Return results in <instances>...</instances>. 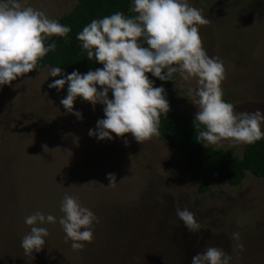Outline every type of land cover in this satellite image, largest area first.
Returning a JSON list of instances; mask_svg holds the SVG:
<instances>
[{
    "label": "rangeland",
    "instance_id": "374dc122",
    "mask_svg": "<svg viewBox=\"0 0 264 264\" xmlns=\"http://www.w3.org/2000/svg\"><path fill=\"white\" fill-rule=\"evenodd\" d=\"M58 22L77 0H23ZM209 24L199 34L209 57L224 65V100L237 112H264V0H188ZM51 67L0 85V264H192L206 247L228 253L230 264H264V178L248 173L239 187L213 184L198 191L186 156L163 138L139 144L131 134L112 140L89 136L104 118L103 106L82 98L68 113L67 90L50 91ZM180 109L195 118L188 85L174 75ZM193 88L195 81L191 82ZM264 129V125H262ZM127 141V145L125 144ZM213 146V145H211ZM242 157L245 144L227 141ZM117 184L109 187L108 174ZM93 182V183H92ZM78 197L98 218L94 238L74 251L59 225L65 193ZM194 213L200 231L190 233L176 209ZM41 212L57 218L40 252L26 255L25 217ZM240 234V240L232 238ZM243 248L237 247V244Z\"/></svg>",
    "mask_w": 264,
    "mask_h": 264
},
{
    "label": "clouds",
    "instance_id": "9594fccd",
    "mask_svg": "<svg viewBox=\"0 0 264 264\" xmlns=\"http://www.w3.org/2000/svg\"><path fill=\"white\" fill-rule=\"evenodd\" d=\"M129 18L116 12L101 19H93L77 39L82 43L89 61L101 68L81 74L73 71L65 75L60 67H53L49 75L62 77L50 88L62 90L67 84V95L60 103L64 109L82 119V113L73 111L79 97L91 104L103 106L104 118L97 121L90 137L112 140L131 134L139 144L160 136L161 116L170 111L163 87H154L148 74L160 81H171L175 74L188 85L187 95L196 107L194 126L200 128L195 139L207 145L232 146L254 144L264 139V112H237L234 104L224 100L223 81L226 79L223 62L209 57L199 34V26L210 21L203 11L188 0H131ZM71 28L44 11L25 6L23 0H0V85H10L18 78L36 70L38 61L55 51L53 36L66 37ZM195 81L196 87L191 86ZM112 99H109V92ZM127 145V141H125ZM109 187H115V174H108ZM93 183V182H92ZM59 211V225L71 240L74 251L82 250L84 243L94 238V223L98 218L78 197L63 196ZM178 218L190 233L200 231L194 213L187 208L176 209ZM30 232L21 240L26 255L40 252L49 235L45 224H55L57 218L39 211L25 217ZM232 238L240 240V234ZM237 247L243 248L238 243ZM232 257L223 249L206 247L192 257V264H230Z\"/></svg>",
    "mask_w": 264,
    "mask_h": 264
},
{
    "label": "trees",
    "instance_id": "16d2710c",
    "mask_svg": "<svg viewBox=\"0 0 264 264\" xmlns=\"http://www.w3.org/2000/svg\"><path fill=\"white\" fill-rule=\"evenodd\" d=\"M131 4L125 14L129 18L136 14L130 11ZM126 8V0H77L74 8L64 13L59 21L71 28L66 37H51L46 39V46L56 44L55 51L49 52L38 61L36 70L46 67H60L67 75L73 71L86 74L88 71L101 68L102 65L94 60L87 59V53L82 43L77 39V34L83 30L93 19H101ZM154 87H163L165 97L169 102L170 111L166 116H161L160 137L167 145L186 156L187 164L184 170L189 171L192 179L198 185L200 193L209 192L213 184H228L239 187L246 179L248 173L264 178V139L254 144H245L242 157L235 155L233 148H214L205 146L195 139L196 133L202 130V126H194V118L185 114L180 105L183 98H178L174 91L175 77L171 81H160L148 74ZM62 77H52L51 83ZM18 79H21L18 78ZM50 83V84H51ZM67 84L62 90H67ZM52 93L60 90L50 88ZM109 92V99H112Z\"/></svg>",
    "mask_w": 264,
    "mask_h": 264
},
{
    "label": "water",
    "instance_id": "95a60500",
    "mask_svg": "<svg viewBox=\"0 0 264 264\" xmlns=\"http://www.w3.org/2000/svg\"><path fill=\"white\" fill-rule=\"evenodd\" d=\"M130 4H131V0H126V8H125V10L123 11V14H124V15L127 13Z\"/></svg>",
    "mask_w": 264,
    "mask_h": 264
}]
</instances>
